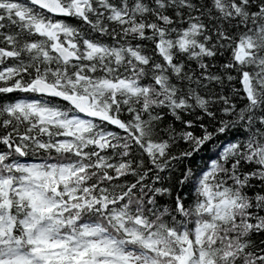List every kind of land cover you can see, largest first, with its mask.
Masks as SVG:
<instances>
[{
  "label": "snow or ice",
  "instance_id": "snow-or-ice-1",
  "mask_svg": "<svg viewBox=\"0 0 264 264\" xmlns=\"http://www.w3.org/2000/svg\"><path fill=\"white\" fill-rule=\"evenodd\" d=\"M0 264H264V0H0Z\"/></svg>",
  "mask_w": 264,
  "mask_h": 264
}]
</instances>
